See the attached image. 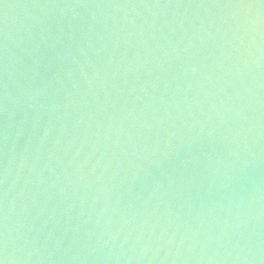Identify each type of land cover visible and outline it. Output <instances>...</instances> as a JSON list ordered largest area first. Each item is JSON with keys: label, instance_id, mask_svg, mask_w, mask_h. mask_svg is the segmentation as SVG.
<instances>
[{"label": "water", "instance_id": "1", "mask_svg": "<svg viewBox=\"0 0 264 264\" xmlns=\"http://www.w3.org/2000/svg\"><path fill=\"white\" fill-rule=\"evenodd\" d=\"M3 264H264V0H0Z\"/></svg>", "mask_w": 264, "mask_h": 264}, {"label": "snow or ice", "instance_id": "2", "mask_svg": "<svg viewBox=\"0 0 264 264\" xmlns=\"http://www.w3.org/2000/svg\"><path fill=\"white\" fill-rule=\"evenodd\" d=\"M0 264H3V261H0Z\"/></svg>", "mask_w": 264, "mask_h": 264}]
</instances>
